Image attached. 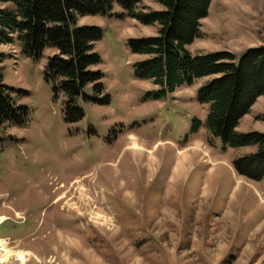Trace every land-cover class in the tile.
I'll list each match as a JSON object with an SVG mask.
<instances>
[{
	"label": "rangeland",
	"instance_id": "374dc122",
	"mask_svg": "<svg viewBox=\"0 0 264 264\" xmlns=\"http://www.w3.org/2000/svg\"><path fill=\"white\" fill-rule=\"evenodd\" d=\"M78 26L103 31L94 51L108 104L79 99L77 123L66 120L65 95L45 81L52 50L36 61L17 44L0 47L12 57L2 65L4 85L28 110L24 125L0 126V221L9 218L0 238L26 256L5 264H264V180L235 169L257 148L225 146L209 133L208 108L197 100L208 79L158 97L160 87L136 76L147 57L129 41L157 36L159 26L140 24L117 4ZM262 46L264 0H213L189 50L230 52L239 62ZM84 94L94 98L93 86ZM237 133L264 134V96Z\"/></svg>",
	"mask_w": 264,
	"mask_h": 264
},
{
	"label": "trees",
	"instance_id": "16d2710c",
	"mask_svg": "<svg viewBox=\"0 0 264 264\" xmlns=\"http://www.w3.org/2000/svg\"><path fill=\"white\" fill-rule=\"evenodd\" d=\"M146 2L162 9L149 10ZM213 0H0V47L17 44L32 60H41L52 50L45 81L54 85L56 97L64 94V115L70 123L80 122L84 112L79 99L106 105L102 80L96 68L102 63L95 44L103 31L79 27L80 18L106 17L119 5L132 19L145 26H159L157 36L132 39L134 54L147 57L136 65V76L160 87L158 97L193 86L208 79L198 91L197 100L207 106L205 127L225 146L256 147L257 152L235 162L237 172L254 182L264 180V134H238L242 119L257 100L264 96V46L250 49L237 62L230 52L194 55L189 47L202 35V23L208 17ZM11 55L0 51V126L24 125L27 108H17L10 90L4 85L3 62ZM88 85L94 98L84 94ZM202 122L194 121L198 132Z\"/></svg>",
	"mask_w": 264,
	"mask_h": 264
},
{
	"label": "bare ground",
	"instance_id": "6f19581e",
	"mask_svg": "<svg viewBox=\"0 0 264 264\" xmlns=\"http://www.w3.org/2000/svg\"><path fill=\"white\" fill-rule=\"evenodd\" d=\"M135 144L133 145V147L135 148V149H141L142 147L139 145V144H137L136 142H134ZM132 146V145H131ZM188 154H186V155H184V159H185V161H187V158H189V156H187ZM83 188H84V186L82 187L81 186V188H80V191L82 192V193H85V190H83ZM87 197V199L89 198L88 196H86ZM86 197H83L82 196V198H81V202L82 203H84V202H86V200H85V198ZM71 201H73V200H71ZM70 201V202H71ZM74 205H77L76 206V208H79L80 209V207H79V204H78V202L77 203H75ZM92 215H94V217H96V219H100V218H104V216L101 214V212H96L95 210L94 211H92ZM1 247H3V248H1ZM11 257H17L18 259H20V260H22V261H25L26 260V256L24 255V253L23 252H18V253H16V254H14L13 252H11L10 250H8L7 249V247H6V245L4 244V242H2V241H0V263L1 264H5V262H8V261H10V258ZM17 258H14V259H17ZM12 259V258H11Z\"/></svg>",
	"mask_w": 264,
	"mask_h": 264
},
{
	"label": "built area",
	"instance_id": "2783aa9c",
	"mask_svg": "<svg viewBox=\"0 0 264 264\" xmlns=\"http://www.w3.org/2000/svg\"><path fill=\"white\" fill-rule=\"evenodd\" d=\"M4 244L6 245L7 249H14V248H11V245L9 244L10 242H6V241H3ZM3 248V247H1Z\"/></svg>",
	"mask_w": 264,
	"mask_h": 264
},
{
	"label": "crops",
	"instance_id": "0c3cea01",
	"mask_svg": "<svg viewBox=\"0 0 264 264\" xmlns=\"http://www.w3.org/2000/svg\"><path fill=\"white\" fill-rule=\"evenodd\" d=\"M1 241V240H0ZM3 242V241H2Z\"/></svg>",
	"mask_w": 264,
	"mask_h": 264
}]
</instances>
